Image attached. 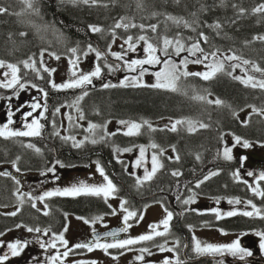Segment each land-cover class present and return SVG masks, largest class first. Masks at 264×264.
I'll return each instance as SVG.
<instances>
[{
  "label": "trees",
  "instance_id": "trees-1",
  "mask_svg": "<svg viewBox=\"0 0 264 264\" xmlns=\"http://www.w3.org/2000/svg\"><path fill=\"white\" fill-rule=\"evenodd\" d=\"M142 3L143 7H138L137 0H115V2L100 0L97 5L73 3L71 0H38L36 6L39 8V15H36L30 11H23L25 6L19 0H0V5L9 8V12L0 14V60L17 64L21 69L19 74L26 81H35L39 84L41 79L39 80L36 75H41L44 79L42 80L47 84V91L53 98L49 100H53L54 107L62 101L71 104L87 91L88 95L79 102V108L84 114V122L87 124L95 123L103 126L112 122L119 123L121 120L140 122L142 119L151 123L156 131L144 126L141 134L137 136H126L123 132H118L111 137H105L109 139L104 140L103 143L89 144L84 148H72L69 142H66L64 148L56 144L59 158L67 164L99 163L116 185L115 195L128 201L125 207L130 211L162 202L168 205L166 198L168 196L179 197V199L175 198L176 206L187 211L183 201L193 194L211 201L251 199L257 207L264 210V199L254 196L245 183L233 177L232 174L239 168L238 160L226 161L222 155H217V153L222 154L225 138L228 135L240 136L250 142L264 140V118L255 113L250 115L246 123H242L241 117L242 113L252 109L250 105L264 108V90L247 87L233 79L234 75H227L226 72L232 71L230 65L225 66L224 73H218L211 80L206 81L196 76L181 78L178 82L181 89L179 92L145 86L117 85V87L103 88L86 85L76 92L62 93L51 88L47 73L43 74L42 70L40 73L32 69L28 70L21 63L25 60L31 63L34 59L39 67L42 51L44 55L55 53L60 57H70L73 54L69 49L74 47L79 49L76 55L82 57L89 44L107 52L113 40L125 41L128 36H132L136 43L139 42L136 39L138 36L146 35L153 43L161 44L165 35L169 38L179 35L195 39L200 32H204L209 42L201 41V45L207 52L219 49L220 56L231 55L234 52L242 59L253 61L264 68V41L254 39L258 35H264V13L253 12L255 7L264 4V0H180L179 3L176 0H142ZM240 8L246 11L241 14ZM168 15L183 17L192 24V27L176 25L167 19ZM122 17H129L131 23L144 24L146 28L116 29L113 35V26ZM217 21L222 25L220 30L209 27ZM153 24L158 25L156 32H152L147 27ZM90 25L99 26L103 31L93 33ZM157 37L161 40H157ZM186 43L191 42L186 41ZM234 63L237 61H233ZM121 65L122 68L119 66L118 69L126 71L123 61ZM244 67L250 68V65ZM249 73L264 78L261 73L251 71ZM197 94L206 95L211 101L220 98L226 104L218 106L193 99ZM177 119L200 121L208 124L209 127L189 133L183 125L178 126L177 132H172L165 126L155 125L164 121L173 123ZM46 141L39 143L41 146H46ZM153 143L165 150L160 156L164 167L151 181L138 184V176L133 173L130 160L121 156L125 151H117V149L131 148L130 152L138 153L140 146H144L147 159L150 151L152 154L160 152L159 148L150 147ZM50 144L53 146L52 142ZM172 145H175V152L172 150ZM42 151V154H38L24 149L16 141L0 137V162L15 161L20 157L22 168L38 169L42 165L46 166L53 159L51 148L47 147ZM239 151L244 153L242 149ZM176 155L180 156L179 161L175 160ZM197 155L201 157L199 160L196 159ZM177 170L182 174L173 176L171 173ZM216 170H219V175L211 177L199 188L195 187L198 180ZM16 187V183L9 177L0 176V208L20 205L15 195ZM261 187L264 188V183ZM32 205L31 201H25L22 211L16 216L0 213V233L16 225L52 228L58 231L65 224L67 214L90 219L96 212L103 215L112 212L105 200L96 196L76 199L54 198L47 202L50 209L48 215L34 210ZM194 220L199 225L218 228L228 233L264 231V219L260 217L237 216L231 220L217 221L214 214L196 215L190 211L172 231L182 235L186 230V224L193 223Z\"/></svg>",
  "mask_w": 264,
  "mask_h": 264
},
{
  "label": "snow or ice",
  "instance_id": "snow-or-ice-1",
  "mask_svg": "<svg viewBox=\"0 0 264 264\" xmlns=\"http://www.w3.org/2000/svg\"><path fill=\"white\" fill-rule=\"evenodd\" d=\"M20 3H22L25 7L23 11H30L31 13H35L36 15H39V8L36 6L38 3V0H19ZM73 3H83L85 5H97L100 3V0H71ZM115 2V0H113ZM177 3L180 2V0H176ZM138 7H143L142 0H137ZM206 10V9H204ZM246 11V9L240 8L239 12L243 14ZM9 12V8L5 7L3 5H0V14ZM254 13H264V4H260L257 7L253 9ZM20 13H18L19 15ZM153 15H158V13H153ZM195 15V13H193ZM167 19L172 21L176 25L183 24L186 28H191L192 24H190L188 21H185L183 17H175L168 15ZM90 30L93 33L102 32L103 29L99 26L90 25ZM139 27L140 29H145L146 26L144 24L136 25L135 23L130 22L129 17H122L120 21L116 22L113 26V35H115L116 29H129V28H136ZM151 29L152 32H156L158 25H149L147 26ZM209 27L214 28L215 30H220L222 28V25L219 21H217L213 25H209ZM195 31V29H193ZM217 34H219V31H217ZM23 35V33H22ZM138 41H143L146 45L144 48V52L146 53L145 58L143 59H133L130 62L125 61L127 64V68L129 71H137L139 69L138 75L131 78V81L129 83L121 82L120 86H145V87H152V88H159V89H166L173 92H179L181 89L178 86V82L181 80V78H188L191 76L201 77L203 80H211L213 79L218 73H224L225 72V62H231V61H237V63L231 64L230 67L232 71L226 72L227 75L232 76L233 72L239 68L244 72V75H236L233 76V79L240 81L247 87L251 88H259L264 90V78H257L254 75L249 74V72H258L261 73V76L264 77V68L260 67L258 64H256L253 61H250L248 59H242L240 56L236 55L234 52L231 55L223 54V58H220L219 49H216L212 52H207L204 47L201 45V41L204 43L209 42V38L207 35H205L204 32H200L198 34V38L193 37H187L184 38L182 36H175L172 38H169L168 36H164L162 38L161 44L153 43L152 40L146 36V35H140L136 38ZM157 40H161L160 37L156 38ZM256 40L264 41V35H258L254 37ZM186 41H190L191 43L188 44ZM115 40H113V43ZM246 43H250L247 42ZM124 44L127 45V50L124 52H111V55L114 56L117 60H124V57L127 55V51H133L135 52L137 50V44L134 42L132 36H128ZM162 45V46H161ZM124 45H121V48H123ZM69 51L73 54L75 58L69 60V64L71 66L70 72H71V78L63 83V84H57L54 81L51 82V87L57 90L61 89H74V88H81L83 89L86 85H91L93 78H98L101 76L102 68L99 63L96 64L95 69L93 71H90L88 73H82L79 71V62H80V56L76 55V53L79 51L78 48L74 47L69 49ZM109 51L111 49L109 48ZM162 53V56L164 57L162 59L161 55H158L157 53ZM187 52L189 55L184 56L179 63H177L175 60L172 59V56H180L181 53ZM89 53H94L96 58L99 60L104 56V53L98 50L97 48H94L91 44L87 46V51L83 53L84 56H87ZM199 54V55H198ZM50 55L54 56L55 59L59 60L60 56L55 53H50ZM43 56L44 52L42 51L40 53V64L43 65ZM189 57H195V59H190ZM210 57L212 58V62L206 64V68L208 71L205 72H190L188 71V65L191 64H204L205 61H209ZM23 66L25 68H31L33 71H36L37 73L40 71V68L37 67L36 61L33 59L31 63H29L28 60L21 61ZM163 65V67L153 73V75L156 78V82L151 85H147L143 83V76L148 72V69L145 68V65ZM250 68H246L244 66H249ZM119 67L118 65L116 66ZM7 68L8 71L4 72V77H10V79L6 80H0V88H6V89H15L17 85H19V89L23 90L26 88V84L21 83V80L23 77L19 74L21 72L20 67L17 64L14 63H8L4 60H0V69ZM109 70H116L113 68L112 65H108ZM43 70L48 73L55 72V69H49L48 67H44ZM43 79V77H40ZM32 88H38V90L42 93L44 97V103L41 104L38 98H34L35 102L31 103L29 107L32 109L31 111H28L23 114V128H13L11 127L13 124L16 123L15 120H13V116L16 114L15 112L11 111V106L9 105V111L7 113V122L0 125V137H3L5 139H11L15 137H39L42 134V129L44 128V124L41 123V119H47L45 116V113L48 112V104H47V97L48 92L45 91L43 87H39L36 84L31 85ZM109 87H117L116 84L111 83H105L103 84V88H109ZM186 94V93H185ZM15 95L18 97L20 95L19 91L15 92ZM88 95L87 91H84L83 94L79 97H77L76 101L74 102V105L77 108V111L80 112V119H84V115L82 110L79 108V102L83 100L85 96ZM210 95V93H209ZM11 99V98H9ZM193 99L198 101H204L206 103H214L218 106H223L226 104V102L220 98H216L214 101L208 100V97L206 95H195ZM228 107H231L228 105ZM252 107V110L254 113H259L261 115H264V108H256L255 106H249ZM43 109V111L40 112L39 117H33V113L36 112L38 109ZM60 107H57L55 109L54 114L60 113ZM17 111H20L19 108H17ZM235 115V112L233 113ZM33 117L31 122H28V118ZM69 121L72 120V117H68ZM247 121H242V123H246ZM121 125H124L126 127V131L123 132L126 136H137L141 134V129L144 126H147L149 130L156 131L151 125V123L148 120L142 119L140 122L136 121H119ZM53 125L55 126V121H53ZM183 125L186 127V130L189 133H194L202 128L209 127L208 124H205L200 121H193L191 119H177L173 123H171L170 127H167L172 132L178 131V126ZM104 127L105 131L107 129V125H98L95 123H89L87 131L92 135L95 136V130L97 128ZM119 131V130H118ZM57 136L60 135L59 131L55 133ZM116 133H108L107 135H115ZM63 140L66 142L71 140L73 141V147H81L83 144V141H76L74 136H65L62 137ZM90 139V137H85V140ZM105 137L101 136L100 140H104ZM235 143L232 147H225L223 149L222 154L217 153L218 156L222 155V158L226 161H232L234 159L232 154V148L240 145L243 148H251L253 144L248 141L247 139H243L240 136H235ZM100 141L97 139H91V143L96 144ZM261 146H264V142H260ZM28 148H34L36 152H40L39 148H36L35 145L29 143L27 145ZM153 149H160L159 154L153 153L151 155V169L149 170L145 164H146V157L145 152L146 149L144 146H140L139 148V158L135 161V167L140 168L144 167L145 174L143 178L137 177V183L142 184L144 181H151L156 174L163 169L164 165L160 160V156L163 155L164 149L160 148V146L156 143H153L150 145ZM172 150L175 152V145H172ZM117 151H125L129 152L132 151L131 148H125V149H117ZM169 159H172V157H168ZM201 157L199 155L196 156V159L199 160ZM19 159V158H17ZM247 157H242L241 160H246ZM175 160L179 161L180 156L176 155ZM56 165H60L63 167L64 165L57 160L55 164L52 167H49L47 169V172L55 173L56 171ZM243 166V164L241 165ZM13 167H15V170L17 172H20L21 169L19 167H16L15 162H13ZM98 171L103 176L106 183L100 184V185H94V184H88L85 181H80L78 184H73L70 187H65L63 189H55L53 191H44L42 195L39 197H31V194H25L28 195L32 199H38L40 201H44L48 197L52 196H81V195H87V196H96V197H102L103 199L107 200L110 196L115 194L117 192L116 185L112 182L111 179L105 174L103 167H98ZM46 174V173H42ZM173 176H179L182 173H180L178 170L173 171L171 173ZM219 170L211 171L209 174L205 175L203 179H200L196 182L195 187L199 188L202 184H204L207 180L211 179V177L219 175ZM233 177L237 180L240 179V172L239 170H236L233 174ZM247 175L250 177H254L256 174L252 171H248ZM0 176H10L13 180H15V183L17 185L20 184V180L16 177L12 176L11 172H0ZM56 179H59L57 176ZM264 181V171H261L258 175V179L256 180L255 186L252 184H248V181H243L248 187L251 189L254 196H258L262 199H264V188L261 187L260 182ZM17 194L18 198L20 200L21 205L24 203V195H19V188H17ZM179 199V197L177 198ZM195 202V194L193 196L189 197L188 199H185L183 201V204L189 205L191 203ZM128 203L127 200H123L120 207L121 209L126 213V215L123 217V227L118 229L117 231H110L105 233V236L110 237H117L120 233H125L128 231L129 228L132 227V225L129 223V221L133 218L137 217V213L135 211H129L125 205ZM219 203V201H217ZM229 204H235L240 205L242 203L240 198H234L228 200ZM246 205L251 206L252 211H242L239 212L237 210L228 211L226 213H221L219 209L213 208L210 211L215 213L216 217L218 219L223 218V216H236V215H243L245 217H260L261 219H264V210L257 207L255 203L251 199L247 200ZM32 207H36V205L33 203ZM47 207V205H45ZM192 211H197L193 209ZM166 217L159 223V224H153L150 225L151 232L149 234L140 235L136 238H129V239H114L113 242H104L101 243V238L98 234H96V238L94 241L88 242V243H77L75 244V249H87L88 251H92L94 248L102 249L105 253H108L109 249L117 248V249H126L129 248V246L139 244L143 241H153L155 237L159 236H165L170 231V222L173 219V212L168 211L165 209ZM113 214H115V210H113ZM9 215L16 216L17 212L9 213ZM44 215H48V212H44ZM82 219V218H81ZM103 217L97 216L95 217L91 223H95L98 220H102ZM139 219H143V216H140ZM85 223H89L90 221L85 220ZM163 226V231H159L158 229ZM17 228L19 227H26L27 232L32 233H41L43 232L44 236H47L49 233V229H41L39 227H30L26 225H16ZM64 231H67V227H65ZM249 233L243 232L238 235V238L235 239L232 243L229 244H213V243H206L202 242L199 239H196L194 237V247L192 251L195 253L196 256H212V257H224L226 254H230L233 257L239 256L240 259H244L245 257H250L253 255V252L241 245V238L243 236L248 235ZM3 233H0V236H2ZM255 235L260 237V244L259 247L261 251H264V231H257L255 232ZM54 239L48 242L44 241H38L40 248L46 249H55L57 247V241H59L60 244L64 246L66 251L63 253L57 252L56 255H53L49 257V260L51 261V264H63L62 258H67L69 256V253L73 251V248L68 247V241L65 239L63 233L60 234H53ZM29 241L27 240H20L17 239L15 242L7 243V248L9 250V253L11 256H19L23 250L28 246ZM177 244H179V241H177ZM5 246V242L0 240V248ZM184 247H188V245H184ZM160 252H174L176 251L175 248H166L164 245H158ZM141 253H148L151 255V251L149 248H142L140 249ZM9 259V254L0 255V264H5V261ZM145 257L144 255H138L136 257V260L138 261H144ZM77 264H85V262H77ZM91 264H95V262H91ZM163 264H173V260L171 258H165L163 260ZM174 264H187L186 261H182L177 256L175 259ZM216 264H224L223 259H218L216 261Z\"/></svg>",
  "mask_w": 264,
  "mask_h": 264
},
{
  "label": "rangeland",
  "instance_id": "rangeland-1",
  "mask_svg": "<svg viewBox=\"0 0 264 264\" xmlns=\"http://www.w3.org/2000/svg\"><path fill=\"white\" fill-rule=\"evenodd\" d=\"M137 44V50L135 52L133 51H127V55L124 57L123 63L124 66L127 68V64L125 63V61H131L133 59H143L146 56V53L144 52V48H145V44L143 41H139L136 42ZM121 45H124L123 48H121ZM125 50H127V45L124 44L123 40H115L111 51H109L110 55L111 52H124ZM158 55L162 56V53H157ZM189 55L187 52L181 53L180 56H172V59L175 60L177 63H179L181 61V59L184 56ZM199 55V54H198ZM230 55V54H227ZM114 57V56H113ZM75 57L70 56L69 58L66 57H60L59 60L55 59L54 56L52 55H44L43 56V65L40 64V59L39 58V67L40 70H42L43 74L47 73L49 76V82L50 80L54 81L57 84H63L65 82H67L70 78H71V72H70V64H69V60L73 59ZM164 57L162 56V59ZM190 59H195V57H189ZM220 58H223V56H220ZM93 60H96V63H93ZM212 62V58L210 57L209 61H205L204 64H189L188 65V71L190 72H205L208 71V69L206 68V64L211 63ZM98 63V60L96 59V56L94 53H89L87 56L82 55V61L79 62V71L82 73H88L90 71H93L95 69L96 64ZM233 64V61L225 62V66L226 65H231ZM48 67L49 69H55V72L52 73H48L45 72L43 70L44 67ZM122 68V65H119ZM145 68L148 69V72L143 76L142 80L144 84L147 85H151L154 84L156 82V78L153 75V73L159 71L163 65H145ZM28 70H30L31 68H27ZM8 71L7 68H2L0 69V80H6V79H10V77H4L3 73ZM36 72V71H34ZM139 72V69H137V71L133 72V71H129L128 68L126 69V71L124 70H120L117 68V75L119 81L121 80V82L123 81L124 83H129L131 81V78L134 76H137ZM40 73V71L38 72ZM122 74V75H121ZM250 74V73H249ZM119 75L121 76V78H119ZM234 76L236 75H244V72L237 68L233 74ZM253 75V74H252ZM37 78H39V80L41 79V75H36ZM115 77V75H114ZM115 77V79H109V78H102V77H98V78H93L92 84L91 85H95V83H97L98 85L103 82L104 80H110V81H114L117 80V78ZM98 80V81H96ZM35 82V81H34ZM21 83L25 84V81H21ZM36 83V82H35ZM37 84V83H36ZM121 85V83L119 84ZM19 86V85H17ZM39 87H42L40 85H38ZM26 92L28 95V99H33L34 98H38L40 103L43 104L45 101H43V95L42 93L38 90V88H32L30 85L26 84ZM61 90H67V89H61ZM7 95H8V91L6 88H0V106L6 102L7 100ZM76 100H74L75 102ZM67 103L66 101H62L61 103H59V106H62L63 104ZM53 106H50V111H53ZM39 111V110H38ZM76 113L79 117V112L76 109ZM252 113L251 110L242 113V118H246L248 114ZM66 112H62V117L66 118ZM76 118V120H78L80 122V120ZM172 122H160L157 123V126H170ZM0 125H2V119L0 117ZM73 128H78L80 129L81 126L80 124L77 127H73ZM88 128V127H86ZM119 130V131H118ZM67 131V122H64V127H63V134H66ZM106 131L108 132H121V131H126V127L124 125H121L120 123L116 124L114 123L113 125H109L106 129ZM104 129V132H106ZM75 139H78L79 141H81V138L79 137V135L81 133L75 131L73 132ZM85 137H90L89 133L86 132V135L84 136V140L83 142L86 144L87 142H91V140H85ZM91 138V137H90ZM235 136H227L225 138V147H232L233 144L235 143ZM252 143V142H251ZM253 146L251 148H243L240 145H237L235 147L232 148V154L233 157L236 158L235 156L238 155V151L239 150H244L245 153L248 154H259V155H264V146H261L260 143H252ZM121 156L123 158H128L130 160V165H131V169L133 171L134 174H136L138 177H140L141 179L143 178L145 171H144V167H140L137 168L135 167V161L136 159L139 158V152L135 153V152H125V153H121ZM146 157V155H145ZM151 157V155L148 153L147 155V159H146V164L145 166L150 170V166H151V159L149 160V164L147 163L148 159ZM132 158V159H131ZM254 160L256 161H261V158H254ZM1 168H7L9 170H13L14 172H16L15 167H13L12 165L10 166H0ZM98 167H100L98 164L96 163H87L86 167H78L77 165H70L69 168H64L59 166V168H56L55 171V176L57 177L58 175H64L67 174L69 177L68 178H64L63 180L60 179H52V180H43L41 178L38 177H26V176H22L20 177V182H21V186L19 187V191L21 192H27L29 194H31V197H39L40 195L43 194L44 191H53L57 188L59 189H63L65 187H70L73 184H78L80 181H85L88 184H94V185H100L103 183H106V181L104 180L103 176H101V174L98 171ZM264 171V169H263ZM241 172V169H240ZM246 170H242V176L243 177H247L248 180L251 183H254L256 181V178H258L257 175H255L254 177H250L247 175ZM51 173V172H49ZM241 174V173H240ZM34 182H41V183H33ZM110 200V202L112 203V206L114 207L115 211H116V217L114 219L110 218L109 220H103L102 222H96L99 223L96 225V229H103L106 228L108 226H112V225H120L122 224L123 221V217L125 216L124 211L121 209L120 205V201L115 200L113 198V196H110L108 198ZM35 203H36V207L38 209L43 210L45 207V200L44 201H40L38 199H34ZM242 203L240 205H235V204H229L228 200L223 202V201H219V203H217V201H210L206 198L200 197V198H195V202L191 203V206L193 208H199L200 210H207L210 211L213 208L219 209L221 211V213H226L228 211H232V210H237L239 212L242 211H251V206L246 205V201H244L243 199L241 200ZM160 206H156L155 208H159ZM20 208L18 207V209H13V210H2L3 212H8V213H12V212H17L19 213ZM19 210V212H18ZM156 214H164V212L162 210L157 209ZM225 218H229V216H223V218L220 219H225ZM216 219H218L216 217ZM147 221V220H146ZM146 221H145V226H146ZM86 223L77 218V217H72L69 218L66 224L67 227V231L65 232L64 230L61 232L63 233L65 239L68 241V243H74L77 240V235L79 234L80 231H85L87 229H90L91 227H95V225H91V224H87ZM65 229V228H64ZM135 230L142 232L141 235H144L145 232L142 231V229L140 227H137ZM131 230L129 231V236L128 238H131ZM249 233L246 236H243L241 238V244L243 242H247V246L246 248L250 249L253 252V255L250 257H245V258H253V257H258V258H262L264 259V251H261L259 244H260V237L255 235V232H247ZM238 234H225L223 232H221L220 230L217 229H207L204 232L201 233H197L196 236H194L196 239H199L202 242H206V243H213V244H229L232 243L235 239L238 238ZM17 239L20 240H27V241H32L35 239H40L41 241H51L54 239L53 235H50V233H48L47 236L43 235V232L41 233H29L26 230V227H19V228H15V229H11L5 233H3L2 236H0V240L5 242V246L0 248L1 252L0 255H4L7 254L8 252V248H7V243H12L15 242ZM244 246V243H243ZM31 248H33L31 246ZM34 251L32 254H30L29 256L27 255H20V256H15V257H11L9 258L10 261L12 263H10L8 260L5 261V264H31L36 258H38L41 255H37L39 252L44 253L45 249L40 248H33ZM64 246L62 244L59 243V241H57V247H56V253H62L64 252ZM151 258L155 259V260H161L164 259L165 257H167V254H159L160 251H153L151 252ZM56 255L55 253H50L47 254V258L49 260V257ZM149 255V254H147ZM97 260H99V258H97ZM50 261V260H49Z\"/></svg>",
  "mask_w": 264,
  "mask_h": 264
},
{
  "label": "flooded vegetation",
  "instance_id": "flooded-vegetation-1",
  "mask_svg": "<svg viewBox=\"0 0 264 264\" xmlns=\"http://www.w3.org/2000/svg\"><path fill=\"white\" fill-rule=\"evenodd\" d=\"M101 51V50H100ZM104 53V56L102 58H100L98 60V63L100 64L101 68H102V73L101 76L102 78H109L111 79V77L113 79H115L116 77V73H117V65H121L122 64V60H117L115 57L111 56L109 54V49L107 50V52L105 51H101ZM80 61H82V58H80ZM93 63H96V60H93ZM112 65L114 69V71L109 70L108 65ZM115 75V77H114ZM117 80L114 81H110V80H104L103 82H101L99 85L101 87H103V84L105 83H111V84H116L119 85L121 83V80L119 81L118 76L116 77ZM120 78V75H119ZM98 81V80H96ZM52 80H50L49 85L51 84ZM45 83V82H44ZM95 85H98L97 83H95ZM78 89L80 88H74L73 90H58V92H76ZM19 91L20 95L17 97L15 95V92ZM10 94L6 100L5 103L2 104L1 109H0V117L2 119V124L7 122V113L9 111V105L11 106V111L15 112L16 114L13 116V120L16 121L15 124H13L11 127L13 128H19L22 129L23 128V114L31 111L32 109L29 107V105L31 103H34L35 100L33 99H28V95L27 92L25 90H19V89H12L10 90V92L8 93ZM11 98V99H9ZM49 99H53L52 96H50ZM44 101V98H43ZM52 101L53 100H48L47 97V104H48V112L45 113V116L47 117V119H41V123L44 124V128L42 129V137H49L50 139L46 141V146H41L40 142H44V139L39 138L35 141V143H33V145L36 146V148L40 149V152H36L34 148H28L27 145L21 144L22 147L24 149H29L32 151H35L38 154H42L43 153V149L44 148H51L52 152H53V159L50 163H48L46 166H41L38 169H26L29 171H26V173L28 175H24L26 177H38L41 179H45V180H52L55 179V173H49L47 172V169L49 167H52L55 162L57 160H59L63 165L64 168H69L70 164H67L66 162H64L63 160H61L59 158V153L58 150L56 148V144L61 147L64 148L66 146V141L62 139V137L65 136H74L73 132L77 131L79 133H81L79 135V137L81 138V141L84 140V136L86 135V132L89 133L87 131L89 124L84 122V119L80 120L78 118V115L76 113V106L74 105V102H72L71 104L68 103V101H66L67 103L63 104L62 106H59V103L57 104L56 107H54L52 105ZM53 106L54 110L51 112L50 111V106ZM57 107H60V113L58 114H54L55 113V109ZM17 108L20 109V111H17ZM39 110V111H38ZM36 112L33 113V117H39V114L41 111H43V109H38ZM62 112H66V118L62 117ZM84 115V114H83ZM71 116L72 120L69 121L68 117ZM33 117H29L28 118V122H31V120L33 119ZM79 117H80V112H79ZM76 118H78L80 120V122L78 120H76ZM53 121H55V126L53 125ZM67 122V131L66 134H63V127H64V122ZM114 122H112L113 125ZM80 124L81 128H73V127H77ZM59 131L60 135L57 136L55 133ZM108 133H115V132H107ZM89 136H91V134L89 133ZM101 136H106V135H102L101 133L96 134L94 137L97 138L98 143H103L104 140H100ZM109 136V135H107ZM112 136V135H111ZM109 136V137H111ZM21 138L19 140H21L22 142L24 141L25 137H18ZM34 138V137H33ZM35 140V139H34ZM90 139H88L89 141ZM76 141H79L78 139H76ZM264 142V140H262ZM50 142L53 143V146L50 144ZM70 143L72 148H77V147H73V141L69 140L67 141ZM55 143V144H54ZM90 144V142H87L86 144L83 142L81 147L78 148H84L85 146H88ZM94 145V144H91ZM245 155V157H247L246 161V165L244 167V170L246 171H252L254 172L257 176L259 175V173L262 171L263 168H259L261 167V164H264V158L261 159V161H256L254 160L253 157L248 156L247 154H242V156ZM253 160V161H251ZM21 164V162H20ZM87 162H80L78 164H73V165H77L78 167H86ZM60 165H56V168H59ZM259 168V169H258ZM31 171V172H30ZM42 173H46V174H42ZM60 180H63L64 178H68L69 176L67 174L64 175H58ZM245 180L248 181V178H246ZM243 180V181H245ZM242 181V182H243ZM33 183L37 184V183H41V182H34ZM262 183H264V181H262ZM262 183H260L262 185ZM249 184V181H248ZM25 194H29V193H24ZM27 199L33 200L32 198H30L28 195H26ZM258 197V196H257ZM260 198V197H259ZM262 199V198H261ZM165 205V204H164ZM166 206V205H165ZM165 209H167L168 211L173 212V219L170 222V230L172 228H177L178 224L184 220V216L185 214L187 215V212H193L194 214H198L200 215L197 211H192L193 209H189L187 211H181L175 207L172 206V204L170 203V206L166 207ZM165 209L162 210L164 212V214H156L153 210H140L137 213V217L134 218L132 220V227L130 228L131 232V238H136L138 236H140L142 234V232H139L137 230H135V227H140L142 229L143 232H145V234H149L151 232L150 229V225L153 224H159L165 217H166V212ZM140 216H143V219H139ZM146 222V226H145V221ZM200 226L199 223H197L196 220L193 221V223L188 222L186 224V230L181 234L179 233H175L176 235L173 237L174 239V243L171 244L170 248H175L176 252H172L173 258H171L173 260V264L175 262L176 257L178 256L180 260L182 261H186L187 264H199L201 262H207L208 264H216V261L219 259H223L224 264H251V262H255L254 259H245V260H241L233 257H227L228 260L224 257H215L217 259H213V260H201L199 261V257H197L195 255V253L192 251L193 247H194V235L193 232L190 230H197L200 231ZM117 226H113L110 228H114ZM199 229V230H198ZM159 230V229H158ZM101 232L100 230H96L95 228L91 227L90 229L85 231H80L79 234L77 235V240L74 243H68V247L69 248H73V251L69 253V256L67 258H62L63 259V264H77V262H85V264H91V262H95V264H163V260H155L153 258H151V255H147L148 253H141L140 249L142 248H149L151 252L153 251H159V248H153L154 244L160 240V238L162 236L159 237H155V239L153 241H143L139 244L136 245H132L129 246V248H134V251L130 252L129 254H122L121 251L123 249H117V248H113V249H109L108 253H105L102 249H98V248H94L92 251H88L87 249H75L74 245L77 243H88L91 241L95 240V234ZM128 231L125 233L127 234ZM124 236L121 237H114L112 239H107V240H102L101 243L104 242H113L114 239H123ZM177 241H179V244H177ZM47 242V241H44ZM29 244L31 246H33V248H39V243L38 241H29ZM184 245H188V247H184ZM169 248V247H168ZM28 253L30 248H27ZM128 249V248H126ZM53 253V249L50 248H46L45 252L41 255V253L39 252L38 258L32 260L33 262L31 264H51V261L48 260L47 258V254ZM138 255H144L145 259L144 261H138L136 260V257ZM97 258H99V260H97ZM59 264V262H58Z\"/></svg>",
  "mask_w": 264,
  "mask_h": 264
},
{
  "label": "water",
  "instance_id": "water-1",
  "mask_svg": "<svg viewBox=\"0 0 264 264\" xmlns=\"http://www.w3.org/2000/svg\"><path fill=\"white\" fill-rule=\"evenodd\" d=\"M112 231H115V230H112ZM110 232V231H109ZM107 237H110V236H105L104 234L102 235V238H107ZM264 263V262H263Z\"/></svg>",
  "mask_w": 264,
  "mask_h": 264
}]
</instances>
